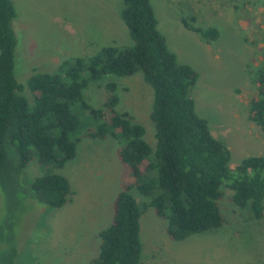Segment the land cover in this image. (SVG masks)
Instances as JSON below:
<instances>
[{"label":"rangeland","instance_id":"374dc122","mask_svg":"<svg viewBox=\"0 0 264 264\" xmlns=\"http://www.w3.org/2000/svg\"><path fill=\"white\" fill-rule=\"evenodd\" d=\"M157 27L179 62L198 73L190 90L198 115L205 118L214 137L229 152L231 170L242 158L264 156V130L247 117L249 99L257 93V77L264 73V0H150ZM17 16L12 26L17 37L14 73L25 84L36 71L52 72L64 59L91 56L104 45L132 44L120 18L123 0H12ZM215 28L207 39L185 28ZM115 85L114 90L106 88ZM22 93L31 102L26 88ZM118 99L116 110L127 111L145 128L144 139L155 149L154 125L149 118L153 90L142 72L130 76L106 75L83 89V99L104 108L109 96ZM80 126L74 133L75 155L63 167L44 165L37 155L20 175L28 185L46 172L66 176L73 195L59 208L30 198L21 199L13 222V240L7 239L9 211L0 189V252L16 246L15 264H89L99 251L98 232L112 220V206L121 183L130 176L116 156L122 146L119 131L109 125L102 139L85 135L110 114L95 118L89 109H75ZM221 227L174 241L166 234L167 220L147 207L140 218L142 252L139 264H264V215L254 218L248 205L237 207L231 190L220 187ZM143 204L148 199L132 189Z\"/></svg>","mask_w":264,"mask_h":264},{"label":"trees","instance_id":"16d2710c","mask_svg":"<svg viewBox=\"0 0 264 264\" xmlns=\"http://www.w3.org/2000/svg\"><path fill=\"white\" fill-rule=\"evenodd\" d=\"M119 15L131 45H104L91 56L64 59L55 71L33 72L22 84L14 73L17 37L12 21L17 11L12 0H0V189L9 209L10 242L22 198L59 208L72 197L71 184L60 173L46 172L28 185L20 183V175L36 155L41 164L56 167L74 157L79 107L89 109L95 118L104 117L105 111L110 114L109 124L101 122L85 135L102 139L109 125L116 128L125 140L116 148V156L124 175L131 177L121 183L112 202L111 223L98 232V255L89 264H139L140 218L147 207L166 218V234L174 241L221 227L224 219L218 201L224 183L237 207L248 205L254 218L264 215V156L244 157L230 170L228 149L212 135L190 95L198 73L167 47L151 1L123 0ZM189 18H181L185 28L207 39L217 37L215 28L193 25ZM137 71L153 90L149 118L154 125V151L144 139L143 125L129 112L115 109V95L109 96L104 108L91 107L83 99L88 83ZM256 82L247 117L264 130V73ZM114 87L106 84L108 90ZM25 88L31 102L22 93ZM132 189L148 200L140 204ZM16 255V246L10 244L0 252V264H15Z\"/></svg>","mask_w":264,"mask_h":264},{"label":"crops","instance_id":"0c3cea01","mask_svg":"<svg viewBox=\"0 0 264 264\" xmlns=\"http://www.w3.org/2000/svg\"><path fill=\"white\" fill-rule=\"evenodd\" d=\"M111 206H112V202H111Z\"/></svg>","mask_w":264,"mask_h":264}]
</instances>
